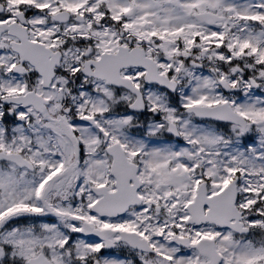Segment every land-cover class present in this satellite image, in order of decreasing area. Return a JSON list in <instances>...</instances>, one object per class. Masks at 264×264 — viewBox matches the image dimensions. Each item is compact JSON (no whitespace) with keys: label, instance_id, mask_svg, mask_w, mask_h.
<instances>
[{"label":"snow or ice","instance_id":"obj_1","mask_svg":"<svg viewBox=\"0 0 264 264\" xmlns=\"http://www.w3.org/2000/svg\"><path fill=\"white\" fill-rule=\"evenodd\" d=\"M0 264H264V0H0Z\"/></svg>","mask_w":264,"mask_h":264}]
</instances>
